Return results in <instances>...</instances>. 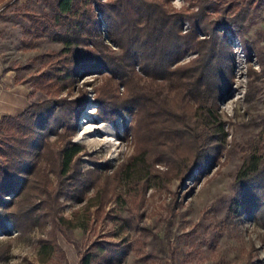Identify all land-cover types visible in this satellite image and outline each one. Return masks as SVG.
Listing matches in <instances>:
<instances>
[{"label": "trees", "instance_id": "16d2710c", "mask_svg": "<svg viewBox=\"0 0 264 264\" xmlns=\"http://www.w3.org/2000/svg\"><path fill=\"white\" fill-rule=\"evenodd\" d=\"M185 1L174 8L170 0H51L44 30L64 47L49 56L67 80L79 73H109L95 88L97 108L107 120L132 114L135 150L125 168L137 179L148 168L166 180L194 172L198 179L224 148L218 100L230 91L235 77V55L224 30L240 32L252 0ZM104 24L117 53H110ZM190 53L195 55L183 61ZM85 101L84 94L57 95L31 102L16 115L1 116L0 230L5 234L6 221L25 233L36 217L54 218L68 183L79 186L93 180L91 171L90 178L82 179V148L71 139ZM51 134L57 139L55 151L48 141ZM158 162L164 169L154 166ZM48 172L57 178L51 191ZM105 178L104 188L109 176ZM234 188V210L245 203L246 211L254 208L264 224V141L245 153ZM127 249L98 240L80 264L98 257L99 264L120 261ZM251 257L245 264H251Z\"/></svg>", "mask_w": 264, "mask_h": 264}, {"label": "rangeland", "instance_id": "374dc122", "mask_svg": "<svg viewBox=\"0 0 264 264\" xmlns=\"http://www.w3.org/2000/svg\"><path fill=\"white\" fill-rule=\"evenodd\" d=\"M170 4L180 8L187 2ZM51 14V0H0V60L13 82L30 88V102L85 95L71 139L82 148V179L90 178L91 171L93 180L68 183L54 218L36 217L25 233L6 221L8 233L0 230V264H80L98 240L128 247L120 261L104 264H245L249 255L251 264H264V224L254 208L246 211L245 203L233 208L237 170L249 148L264 141V0H252L240 32L224 30L235 55L231 89L217 108L226 133L224 148L198 179L194 172L166 180L152 168L137 179L125 168L135 150L132 114L110 120L99 114L95 88L109 76L107 71L65 78L49 56L64 47L44 30ZM103 34L110 53H117L105 24ZM117 91H123L121 84ZM48 141L55 151L56 135ZM154 166L164 169L163 162ZM48 175L51 191L57 178ZM99 262L100 257L91 264Z\"/></svg>", "mask_w": 264, "mask_h": 264}, {"label": "crops", "instance_id": "0c3cea01", "mask_svg": "<svg viewBox=\"0 0 264 264\" xmlns=\"http://www.w3.org/2000/svg\"><path fill=\"white\" fill-rule=\"evenodd\" d=\"M12 78L0 60V118L4 114L16 115L31 103L30 88Z\"/></svg>", "mask_w": 264, "mask_h": 264}, {"label": "built area", "instance_id": "2783aa9c", "mask_svg": "<svg viewBox=\"0 0 264 264\" xmlns=\"http://www.w3.org/2000/svg\"><path fill=\"white\" fill-rule=\"evenodd\" d=\"M230 39H231V41H234V40H233V37H232V38H230Z\"/></svg>", "mask_w": 264, "mask_h": 264}]
</instances>
